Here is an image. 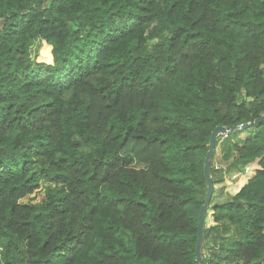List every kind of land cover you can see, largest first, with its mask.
Listing matches in <instances>:
<instances>
[{
	"label": "trees",
	"instance_id": "trees-1",
	"mask_svg": "<svg viewBox=\"0 0 264 264\" xmlns=\"http://www.w3.org/2000/svg\"><path fill=\"white\" fill-rule=\"evenodd\" d=\"M263 117L264 0H0V264H198L219 126L200 264H264Z\"/></svg>",
	"mask_w": 264,
	"mask_h": 264
},
{
	"label": "rangeland",
	"instance_id": "rangeland-1",
	"mask_svg": "<svg viewBox=\"0 0 264 264\" xmlns=\"http://www.w3.org/2000/svg\"><path fill=\"white\" fill-rule=\"evenodd\" d=\"M47 54L48 49L44 48L42 44L38 43L33 49L32 58H34V60H37L38 58H45ZM257 168H259L257 163H254L250 167H247L243 174L239 175L238 180H231L230 178H227V180L223 184H218L215 188L214 198L211 204L223 203L231 197L237 195L241 191V189L248 183V181L253 178ZM45 192L46 186L42 184L39 190L21 200L20 203L32 205L41 204L45 199Z\"/></svg>",
	"mask_w": 264,
	"mask_h": 264
},
{
	"label": "water",
	"instance_id": "water-1",
	"mask_svg": "<svg viewBox=\"0 0 264 264\" xmlns=\"http://www.w3.org/2000/svg\"><path fill=\"white\" fill-rule=\"evenodd\" d=\"M264 122V117L260 118L255 121L256 124H260ZM250 126L249 124L242 125L241 128L246 129ZM235 129L229 130L228 128L224 126L217 127L211 136L210 145H209V151L207 153V157L205 160V166H204V172H205V178L207 181V195H206V202L202 206L200 211V217H199V227H198V242H197V263L200 264L201 258H202V238H203V232L206 222V216L208 209L212 202V197L214 195L215 187H214V180L211 175V164L214 156V151L216 148V142L219 136L221 135H228L231 132H234Z\"/></svg>",
	"mask_w": 264,
	"mask_h": 264
},
{
	"label": "built area",
	"instance_id": "built-area-1",
	"mask_svg": "<svg viewBox=\"0 0 264 264\" xmlns=\"http://www.w3.org/2000/svg\"><path fill=\"white\" fill-rule=\"evenodd\" d=\"M224 137H226L227 135H223Z\"/></svg>",
	"mask_w": 264,
	"mask_h": 264
}]
</instances>
